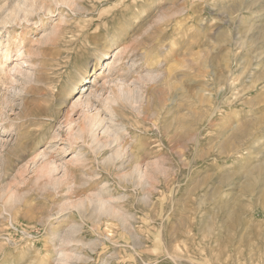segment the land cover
<instances>
[{
    "label": "rangeland",
    "instance_id": "rangeland-1",
    "mask_svg": "<svg viewBox=\"0 0 264 264\" xmlns=\"http://www.w3.org/2000/svg\"><path fill=\"white\" fill-rule=\"evenodd\" d=\"M26 4L0 0V264H264V0Z\"/></svg>",
    "mask_w": 264,
    "mask_h": 264
},
{
    "label": "bare ground",
    "instance_id": "bare-ground-1",
    "mask_svg": "<svg viewBox=\"0 0 264 264\" xmlns=\"http://www.w3.org/2000/svg\"><path fill=\"white\" fill-rule=\"evenodd\" d=\"M15 2H16V6L14 7V8H10L9 9V15H7V20L9 19V20H14L16 17H17V15H18V13L20 12V11H22V12H24L25 14L28 12V10H26V9H23L22 8V6L21 5H27L26 4V0H15ZM30 6V5H29ZM240 7V6H239ZM27 8H28V6H27ZM48 10V9H47ZM256 12V11H255ZM133 15V14H132ZM24 16H26V15H24ZM120 30V29H119ZM104 51V50H103ZM101 53H99L98 55H97V59H100V57H101V55H100ZM27 63H28V66H29V68H27V69H30V68H32L34 65V62L32 61H27ZM28 73V72H27ZM31 75V74H30ZM29 74H27L26 76H30ZM126 80V79H125ZM138 88L137 87H133V88H131V87H127V88H125V89H123V91H122V95H123V98H124V100L125 101H127V103L129 102L131 105H133V103H136V101H137V99H138ZM137 95V96H136ZM1 113V112H0ZM119 136V135H118ZM117 139V135H113L112 136V140H116ZM104 145H106V143H104L102 146H104ZM15 149L16 148H13V149H10L9 150V153L10 152H15ZM131 150H132V148H131ZM120 155V151H118V150H116L114 153H113V155H112V157L113 158H115V157H117V156H119ZM120 157V156H119ZM131 162V161H130ZM140 174H142V173H140ZM140 174H139V176H140ZM143 175V174H142ZM145 175V174H144ZM149 176V175H148ZM152 176V175H151ZM141 177V176H140ZM144 196V195H143ZM116 208V207H115ZM115 209L114 208H112V210L110 211V213L109 212H107V213H109V215H112V216H117V212L115 213V211H114ZM118 210H119V208H118ZM119 213V212H118ZM119 218V217H118ZM68 256V255H67Z\"/></svg>",
    "mask_w": 264,
    "mask_h": 264
}]
</instances>
